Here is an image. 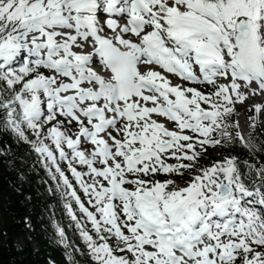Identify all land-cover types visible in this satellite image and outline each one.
I'll list each match as a JSON object with an SVG mask.
<instances>
[{
	"label": "snow or ice",
	"instance_id": "obj_1",
	"mask_svg": "<svg viewBox=\"0 0 264 264\" xmlns=\"http://www.w3.org/2000/svg\"><path fill=\"white\" fill-rule=\"evenodd\" d=\"M261 125L264 0H0V157L62 264H264Z\"/></svg>",
	"mask_w": 264,
	"mask_h": 264
},
{
	"label": "trees",
	"instance_id": "obj_2",
	"mask_svg": "<svg viewBox=\"0 0 264 264\" xmlns=\"http://www.w3.org/2000/svg\"><path fill=\"white\" fill-rule=\"evenodd\" d=\"M257 132L261 133L260 128ZM7 144H11L10 137L0 134V147ZM24 152L25 148L21 147L16 150V156H23ZM244 155H247L246 151ZM25 159L30 162L31 158L25 157ZM12 165L20 169L21 162L12 158ZM40 175L43 176L42 170ZM30 180L31 183L22 184L18 179L17 171L11 170L9 164L4 162V158L0 157V264H48L50 259L62 264L63 250L50 239L53 230L47 218L46 203L36 195V190L38 188L42 190L44 185L38 183L39 177L35 174ZM28 194L33 196L31 202L26 200ZM24 217L31 220L34 230L30 231L25 226ZM56 218L65 227L69 239H74L73 228L68 227V218L58 201ZM18 237L22 238V244L16 243ZM30 239L35 241L37 250L32 249ZM17 245L21 247L18 249Z\"/></svg>",
	"mask_w": 264,
	"mask_h": 264
},
{
	"label": "rangeland",
	"instance_id": "obj_3",
	"mask_svg": "<svg viewBox=\"0 0 264 264\" xmlns=\"http://www.w3.org/2000/svg\"><path fill=\"white\" fill-rule=\"evenodd\" d=\"M262 126H263V129H264V125H262ZM258 143H260L262 146H264V135H263V137L258 141ZM17 242L20 243V240L17 239Z\"/></svg>",
	"mask_w": 264,
	"mask_h": 264
}]
</instances>
